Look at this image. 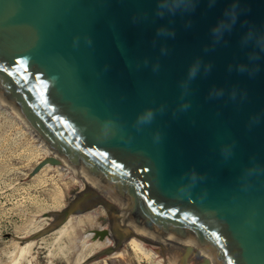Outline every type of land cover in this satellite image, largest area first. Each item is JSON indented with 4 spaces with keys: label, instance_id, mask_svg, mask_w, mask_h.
<instances>
[{
    "label": "water",
    "instance_id": "95a60500",
    "mask_svg": "<svg viewBox=\"0 0 264 264\" xmlns=\"http://www.w3.org/2000/svg\"><path fill=\"white\" fill-rule=\"evenodd\" d=\"M231 2L172 16L163 0H0V99L91 192L56 216L100 201L180 264H264V64L236 71L264 0H239L217 41Z\"/></svg>",
    "mask_w": 264,
    "mask_h": 264
},
{
    "label": "rangeland",
    "instance_id": "374dc122",
    "mask_svg": "<svg viewBox=\"0 0 264 264\" xmlns=\"http://www.w3.org/2000/svg\"><path fill=\"white\" fill-rule=\"evenodd\" d=\"M37 140L0 108V264H157L114 240L101 208L56 216L70 208L81 185L47 159ZM85 191V190H84Z\"/></svg>",
    "mask_w": 264,
    "mask_h": 264
},
{
    "label": "clouds",
    "instance_id": "9594fccd",
    "mask_svg": "<svg viewBox=\"0 0 264 264\" xmlns=\"http://www.w3.org/2000/svg\"><path fill=\"white\" fill-rule=\"evenodd\" d=\"M219 0H208L210 7H215ZM201 0H163L164 11L168 15H189L196 10ZM241 10L239 0H232L225 8L222 18L212 29V35L217 41L222 40L225 34L230 33L239 22ZM241 47L246 50V62L236 65V71L254 75L261 70L264 64V28L255 25L248 26L247 31L241 38ZM201 71L199 62L193 64L189 69V78L194 79ZM187 107V105H185ZM153 117L151 111L144 114L143 121H150Z\"/></svg>",
    "mask_w": 264,
    "mask_h": 264
},
{
    "label": "bare ground",
    "instance_id": "6f19581e",
    "mask_svg": "<svg viewBox=\"0 0 264 264\" xmlns=\"http://www.w3.org/2000/svg\"><path fill=\"white\" fill-rule=\"evenodd\" d=\"M0 108L8 113L11 117L15 118L23 127L33 136L34 139L37 140L38 144L41 146L44 153H47L50 158L56 159L59 161L68 174H70L75 181H77L83 190L87 191L91 194L86 184L75 174L71 167L66 164V162L58 156V154L41 138V136L34 130V128L24 120L19 114H17L11 107H9L6 103H4L0 99ZM93 195V194H92ZM99 208L102 209L105 216L108 218L110 224H114L116 226V233L110 234L113 240H115L119 236H124L128 239L127 244H130L134 249H136L140 254L144 255L146 258L155 259L157 264H180L178 261L173 260L170 257L158 252L157 250L150 247L144 241L124 229V227L119 223V221L111 214V212L106 208V206L98 201Z\"/></svg>",
    "mask_w": 264,
    "mask_h": 264
}]
</instances>
